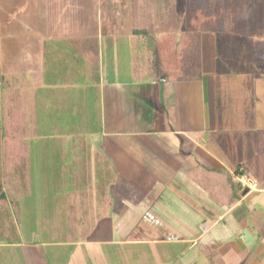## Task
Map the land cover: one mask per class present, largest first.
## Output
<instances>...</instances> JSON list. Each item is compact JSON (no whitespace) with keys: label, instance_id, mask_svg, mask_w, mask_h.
Instances as JSON below:
<instances>
[{"label":"crops","instance_id":"0c3cea01","mask_svg":"<svg viewBox=\"0 0 264 264\" xmlns=\"http://www.w3.org/2000/svg\"><path fill=\"white\" fill-rule=\"evenodd\" d=\"M262 2L201 0L222 5L228 21L203 29L189 48L161 42L186 34L187 0H0V72L29 73L37 87L49 71L53 81L86 78L99 119L88 141L127 185L113 235L131 246L136 264H264V75L248 68L222 75L214 63L194 76L188 69L205 31H239L263 57L248 40L264 35ZM58 39L69 40L79 60L72 77V70L48 68L62 60ZM260 44L264 50V39ZM118 50L126 51L129 72ZM183 57L182 75H163L161 64L176 59L183 67ZM124 71L130 78L119 80ZM14 98L7 94L0 103ZM24 107L26 137L39 114ZM243 174L256 188L240 184ZM129 187L142 196L126 201ZM157 224L165 240L142 234L140 227Z\"/></svg>","mask_w":264,"mask_h":264},{"label":"rangeland","instance_id":"374dc122","mask_svg":"<svg viewBox=\"0 0 264 264\" xmlns=\"http://www.w3.org/2000/svg\"><path fill=\"white\" fill-rule=\"evenodd\" d=\"M260 6L264 14V2ZM239 28L249 33L247 27ZM211 34L202 33V49L196 50L194 60L190 61V74L208 70L214 63L222 75L248 72V69L252 74L264 75V56L259 58L252 53L245 34L223 29ZM57 41L63 46L62 60L51 61L48 68L56 67L64 73L72 70L69 74L72 77L79 70V60L72 58L69 40ZM125 52L118 50L121 63L122 59L125 63L120 65L122 70L130 68ZM46 78L37 87L29 73L6 74L2 69L0 72L1 101L7 94L21 98L39 114L38 126L34 123L33 133L24 137L29 156L12 180L15 191L11 214L15 233L13 240L0 239V264H136L131 246L115 240L113 235L119 226L117 214L123 212L117 209V203L120 205L123 196L121 188L127 186H123L125 179L115 172L116 165L99 149L91 147L87 138L88 130L99 124L95 97L85 86L88 82L84 77L66 82L61 76L53 81L51 71ZM126 78H130L129 74L120 72L118 79ZM227 79L231 78H221L225 86ZM23 169L27 170L29 179L24 177ZM133 192L131 187L125 190L126 201L142 196ZM142 222L147 223L144 219ZM140 228L143 235H149L147 238L153 235L163 240L167 234L158 224Z\"/></svg>","mask_w":264,"mask_h":264},{"label":"trees","instance_id":"16d2710c","mask_svg":"<svg viewBox=\"0 0 264 264\" xmlns=\"http://www.w3.org/2000/svg\"><path fill=\"white\" fill-rule=\"evenodd\" d=\"M223 9L222 5L208 7L202 4L201 0H187L186 34L179 36L175 34L163 35L161 42H165V44L172 42L187 44L190 48L197 41L203 29L224 26L229 15L227 10ZM263 39L264 35H260L258 38L248 37L258 56L264 53V50L259 48L262 47L260 40ZM188 55V61H190L191 55L190 53ZM173 60H175V63L172 62L173 65L166 62L159 66L166 77L175 78L185 71L184 57L182 60L184 62L183 67L176 64V59ZM26 126L25 107L20 98L16 97L8 103H0V239H14L15 224L11 214V206H14L12 195L15 191V185L12 180L16 170L23 167L24 161L29 156L28 146L24 141ZM23 170L25 171L24 177L29 179L27 170Z\"/></svg>","mask_w":264,"mask_h":264},{"label":"built area","instance_id":"2783aa9c","mask_svg":"<svg viewBox=\"0 0 264 264\" xmlns=\"http://www.w3.org/2000/svg\"><path fill=\"white\" fill-rule=\"evenodd\" d=\"M239 182L245 188H256L255 181L248 175H241Z\"/></svg>","mask_w":264,"mask_h":264}]
</instances>
